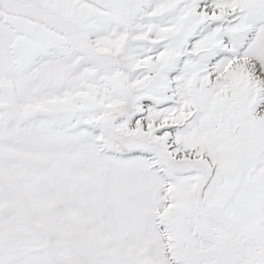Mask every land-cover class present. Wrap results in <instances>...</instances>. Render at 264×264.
<instances>
[{"label": "snow or ice", "instance_id": "snow-or-ice-1", "mask_svg": "<svg viewBox=\"0 0 264 264\" xmlns=\"http://www.w3.org/2000/svg\"><path fill=\"white\" fill-rule=\"evenodd\" d=\"M0 264H264V0H0Z\"/></svg>", "mask_w": 264, "mask_h": 264}]
</instances>
